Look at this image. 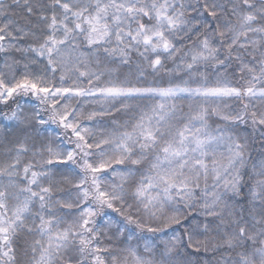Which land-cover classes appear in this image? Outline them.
<instances>
[{
	"label": "snow or ice",
	"instance_id": "6c2138e0",
	"mask_svg": "<svg viewBox=\"0 0 264 264\" xmlns=\"http://www.w3.org/2000/svg\"><path fill=\"white\" fill-rule=\"evenodd\" d=\"M0 264H264V0H0Z\"/></svg>",
	"mask_w": 264,
	"mask_h": 264
}]
</instances>
